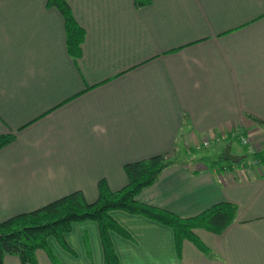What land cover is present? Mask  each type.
Here are the masks:
<instances>
[{
    "label": "crops",
    "instance_id": "obj_1",
    "mask_svg": "<svg viewBox=\"0 0 264 264\" xmlns=\"http://www.w3.org/2000/svg\"><path fill=\"white\" fill-rule=\"evenodd\" d=\"M46 1L0 0V134L15 135L0 149V221L74 190L93 201L100 179L127 182L125 162L180 145L186 155L137 199L181 217L228 201L235 220L196 230L208 254L184 241L177 256L169 227L114 210L131 236L110 233L118 264H264V154L251 168L188 152L264 132V0H67L85 29L75 60ZM65 240L73 255L49 239L62 264H105L95 222L73 223Z\"/></svg>",
    "mask_w": 264,
    "mask_h": 264
},
{
    "label": "trees",
    "instance_id": "obj_2",
    "mask_svg": "<svg viewBox=\"0 0 264 264\" xmlns=\"http://www.w3.org/2000/svg\"><path fill=\"white\" fill-rule=\"evenodd\" d=\"M148 0H134L136 7L144 6ZM47 7H54L62 16L65 33V48L72 59L81 55V44L85 29L76 21L67 0H47ZM13 133L0 134V149L12 142ZM258 154V153H255ZM253 154V155H255ZM263 157V155H262ZM173 153L163 152L123 164L127 182L117 190H111L102 178L97 182V196L87 201L80 190L64 194L36 209L17 213L0 221V264L5 255H15L21 264H38L36 251L43 250L51 264H61L53 252L49 238H54L67 252L74 254L65 240L72 224L93 221L98 228L105 264H118L119 259L112 244L110 233L130 238V234L113 218L114 210L141 215L169 227L173 234L177 256L181 255L182 243L191 242L198 250L208 254V247L196 233L197 229L220 234L236 217L235 204L223 201L215 203L200 213L181 217L169 210L141 202L139 192L151 185L159 173L171 163ZM223 162L222 154L215 160ZM86 253L91 256L88 235L83 234Z\"/></svg>",
    "mask_w": 264,
    "mask_h": 264
},
{
    "label": "rangeland",
    "instance_id": "obj_3",
    "mask_svg": "<svg viewBox=\"0 0 264 264\" xmlns=\"http://www.w3.org/2000/svg\"><path fill=\"white\" fill-rule=\"evenodd\" d=\"M263 133H260V134L254 133L253 135L246 136V137L242 136L240 140H237V139L230 140V144H231L230 153L233 155H244V157L241 159L242 160L241 162L234 163V162H229L228 160H225V161H223V163H231L233 165H241V163H244V164L249 163L248 167L253 168V164L251 162L253 160L252 159L253 156L251 154H255V153H263L264 154V134ZM225 134L226 133L222 134L221 137L219 135L217 136V138H220V139H217V143L218 142L220 143L219 146H217V148H216L217 152L215 150V147H216L215 144H213L207 137L204 138V141L206 142V144H204V141H203V142L196 145L195 148H197V149H195L191 152L190 151H188V152L190 154H193L192 156L195 157V159H197V161H200V162L206 163V160L204 159L205 157H207V158L208 157L209 158H215V157L218 158V156H220L223 153L224 147L227 144V141H224L226 138ZM222 138H224V140ZM221 139L223 140L222 142H221ZM243 140L246 143H243ZM243 146L246 147V151L249 155L248 154L245 155V150L243 149ZM214 151L216 152L215 154L213 153ZM184 155H186V154H184V152L182 151V147L180 145H178L177 154H173V159H176V158L180 159V158L184 157ZM88 240H89V238H88ZM57 244H58V242H57ZM83 244H84V242H83ZM68 246L74 251V249L69 244H68ZM101 248H102V246H101ZM62 249L65 250L64 248H62Z\"/></svg>",
    "mask_w": 264,
    "mask_h": 264
},
{
    "label": "water",
    "instance_id": "obj_4",
    "mask_svg": "<svg viewBox=\"0 0 264 264\" xmlns=\"http://www.w3.org/2000/svg\"><path fill=\"white\" fill-rule=\"evenodd\" d=\"M223 159L224 160H230L232 162L238 161L240 159V156L233 155L230 153V144L227 143L223 150Z\"/></svg>",
    "mask_w": 264,
    "mask_h": 264
},
{
    "label": "built area",
    "instance_id": "obj_5",
    "mask_svg": "<svg viewBox=\"0 0 264 264\" xmlns=\"http://www.w3.org/2000/svg\"><path fill=\"white\" fill-rule=\"evenodd\" d=\"M243 143H246L244 140H243ZM204 144H206V142L204 141Z\"/></svg>",
    "mask_w": 264,
    "mask_h": 264
}]
</instances>
